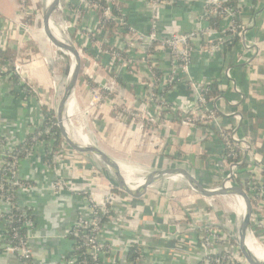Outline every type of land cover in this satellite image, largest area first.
I'll return each mask as SVG.
<instances>
[{
	"label": "built area",
	"instance_id": "2783aa9c",
	"mask_svg": "<svg viewBox=\"0 0 264 264\" xmlns=\"http://www.w3.org/2000/svg\"><path fill=\"white\" fill-rule=\"evenodd\" d=\"M30 1L32 0L28 3L27 0L18 1V11L11 26L8 19L0 18V48L5 49L8 46L10 31L12 28L15 29V26L23 27L27 31L31 29V26L25 23L31 8ZM226 1L228 0H61L54 13L60 11L65 14L67 21L65 25L55 27L53 14L50 27L54 35L57 30L62 40L68 42L71 39L78 45L81 57L83 55L86 60L82 69L86 76L93 78L101 71L110 75L107 83L98 84L94 81L96 86L91 89L90 101L83 109L75 107L73 113L69 111L70 116H78V114L85 117L92 116L94 107L109 99L118 115H122L129 123L135 122L142 132L149 129L152 135L162 127L168 130L188 127L193 136L200 134V131L211 136L210 129H220L219 136L212 137L216 138L225 150L221 158L222 176H218L217 181L207 188L218 191L239 185L248 193L253 205L248 237L264 249V158L257 152L258 146L253 142L251 130L248 129L246 135H240L234 128L222 126L216 104L218 96H208L212 89L211 79L192 75L191 72L196 54L204 51L215 53L223 47L226 38L213 24L214 17L229 21L226 28L228 37L237 32L235 18L240 10L232 5H225ZM195 3L201 4L200 17L196 26L187 31L180 29L173 19L166 17L169 7L182 5L183 11L190 12L194 9ZM37 15L39 18L42 17L39 12ZM110 25H112L111 31L107 28ZM72 35L73 39L70 38ZM245 40L246 36L242 31L239 42ZM90 52H93V55ZM23 62V57L19 56L14 63V73L20 76L19 92L24 97V93L25 96L28 95L29 83L21 74ZM225 72L229 76L228 71ZM121 75L123 78L130 75L132 80L127 83L139 88L136 97L137 107L122 100L121 91L125 90L121 85L126 83L124 80L120 81ZM1 76L8 77L3 74H0ZM29 86V92H35L34 87L30 84ZM224 88L226 89V84L221 85V89ZM171 92L176 93V96H169ZM180 92L185 94L179 95ZM72 101L75 103L74 92L71 94L70 103ZM152 108H155L156 112L152 111ZM238 118L241 119V116ZM43 123L44 121L30 132L38 130L33 143L24 148L22 157L18 156L17 144L25 142L27 136L11 148L6 146L5 135L0 136V155H3L0 162V223L2 224L0 250L13 252L21 264H34L29 233L35 226V220L18 201V191L33 184L17 177L19 160L32 154L38 143L44 142L47 144L45 151L49 150L51 153L49 159L45 158L44 162L47 167H55V173L61 176V165L63 166L67 160L65 151L70 147L65 141L54 151L52 143L56 135L54 127L57 122H48L44 128H40ZM80 130L83 131L82 125ZM43 134L47 136L44 140L41 139ZM163 147L167 150L172 148L170 144L166 146L165 143ZM173 160L175 162V159ZM183 162L188 164L190 160ZM243 164L246 165L245 172L239 169ZM120 165L131 187H141L145 183L146 176L136 175L133 168L126 164ZM86 172L89 174L88 171ZM62 176L65 179L59 180L56 184L67 186L69 190L82 197L86 211L84 213L80 211L69 225L67 236L72 241L71 250L56 264H88L89 259L98 264L99 259L95 261L94 258L97 257L93 256V249L88 241L96 243L105 231L103 227L112 223L120 228H133L135 231L136 235L131 237V242H128L129 246L133 244L137 246V256L135 263L132 264H147L146 258L149 259L158 253L174 259L185 253L186 243L196 246L195 251L200 253L195 264H233L238 261L248 264L244 263L245 259L238 247V226L246 213V202L240 195H219L230 204L231 212L234 213L230 215L225 210L228 216L219 212L216 207L213 208L211 202L214 197L204 196L211 209L198 206L196 201L199 196L194 189H190V193L183 198L185 205L179 208L178 217H175V232L181 243L170 248L165 246L153 248L152 244L144 239L146 233L141 232L144 220L130 214L131 202L134 198L122 191L121 193L113 191V186L103 191L92 181L89 185H85ZM169 178L183 177L173 175ZM10 193L16 197L15 202L10 200ZM13 208L21 212L17 220L22 221L27 231L20 233L17 229H13V236L18 241L2 243L1 241L9 236L5 234L4 227L14 220ZM111 211L115 214L111 215ZM104 215L108 216L107 220H103ZM186 231H190V235ZM189 250H192V247Z\"/></svg>",
	"mask_w": 264,
	"mask_h": 264
},
{
	"label": "crops",
	"instance_id": "0c3cea01",
	"mask_svg": "<svg viewBox=\"0 0 264 264\" xmlns=\"http://www.w3.org/2000/svg\"><path fill=\"white\" fill-rule=\"evenodd\" d=\"M236 1L246 40L237 43L235 54L232 56L229 53L221 55L219 51L215 53L204 51L196 54L191 72L192 75L209 79L217 76L228 79V82L224 83L226 89H222L223 92L216 98L220 117L226 126L234 128L240 135H246L247 130H251L253 142L258 146L257 152L264 158V0ZM183 8L182 5L169 7L166 17L173 19L177 27L187 31L196 26L201 4L195 3L194 9L190 12L183 11ZM16 10L17 0H0V18L8 19L10 26L17 14ZM13 13L14 16L11 18ZM228 23L229 21L223 19L217 27L223 32ZM14 28L10 31L8 46L18 48L23 59L26 56L21 74L36 92L27 96L24 93V97L22 95L17 97L13 94L14 91L20 90L17 80L5 77L0 83V136L12 134L13 140L19 142L44 121L42 104L55 109L57 97L67 74L66 65L54 66L53 59H59L57 56L53 57L57 49L43 30L40 31L34 26L28 31L23 27ZM90 54L93 55V52ZM229 57L238 65L229 66ZM225 71H228L229 76ZM109 78V73L101 71L93 78L90 77L87 82L85 79L82 81L79 79L73 91L75 107L83 109L90 101L94 81L98 84L107 83ZM122 80L126 83L121 85L125 90L121 91L122 100L137 107L136 97L139 88L127 83L132 80L130 75L122 77L120 81ZM184 94L185 92L179 93V95ZM169 96L175 97L176 93L171 92ZM243 110L256 113L257 117L244 118ZM152 111L156 112L155 108H152ZM239 116L241 119L238 118ZM83 118L81 121L91 142L96 143L120 164L132 167L139 176H147L153 169H161L177 163L183 164L185 160H190L196 165L197 170L194 168L193 171L191 170L195 175L197 172L201 175L210 173L212 183L217 181L218 176H222V156L219 154L223 148L216 138L207 136L201 131L200 134L193 136L188 127L170 130L162 127L154 133L155 135L146 136L135 122L129 123L122 115H118L109 99L94 107L92 121L90 117ZM163 143L166 146L170 144L172 148L165 149ZM45 152L41 147L21 159L18 168L19 178L28 180L35 186L28 194L21 192L18 201L22 207L30 209L35 216L34 237L31 243L36 263L56 264L69 254L72 246L67 236L69 225L73 222L76 213L79 210L86 211V207L84 199L71 190L65 189L60 193L47 190L45 185H50L54 175L44 164ZM65 153L67 160L63 166L61 165V173L64 177L85 185H89L92 181L103 191L115 185L110 169L106 164L102 167L99 163L100 158L93 153L77 152L70 147ZM208 161H213V165ZM189 193L190 188L186 182L175 181L168 177L151 185L145 197L132 199L130 214L144 220V225L140 227L141 232L148 233L144 235V239L152 244L151 247L170 248L181 243L175 232L174 223L179 208L185 205L183 198ZM172 194L177 198L171 199ZM127 230L129 231L130 228ZM186 233L190 235L191 232L186 231ZM117 244L122 247L124 242L119 239ZM185 246V253L179 257L169 259L166 255L158 253L149 258V263L195 264L200 253L195 251L194 245L186 243ZM190 247L192 250H189ZM110 258L113 262L104 264H124L121 263L120 250ZM0 264H18V257L9 253H0Z\"/></svg>",
	"mask_w": 264,
	"mask_h": 264
},
{
	"label": "water",
	"instance_id": "95a60500",
	"mask_svg": "<svg viewBox=\"0 0 264 264\" xmlns=\"http://www.w3.org/2000/svg\"><path fill=\"white\" fill-rule=\"evenodd\" d=\"M61 0H52L46 7L43 13V29L49 41L58 49L66 50L74 57V65L71 69L67 82L61 90V96L56 108L57 124L60 132L66 143L76 151L82 153H93L99 157L110 169L114 180L115 186L125 194H128L134 199H140L146 196L149 192V187L157 181L172 175H178L185 179L188 185L199 194L205 197H214L219 195L236 194L244 198L246 202V213L242 217L238 226V247L241 255L248 264H264V260L258 258L255 254L251 253L247 248L248 233L251 230L253 205L248 193L239 185L231 188H222L218 191H212L207 188L203 182L188 168L182 166H169L161 169H153L146 176L145 183L141 187H131L121 170L120 163L110 156L105 150L97 144L88 142L84 143L76 138V136L69 130V103L72 92L79 82L82 72V57L79 50L75 45L70 42L58 39L51 30L50 21L53 13L58 9Z\"/></svg>",
	"mask_w": 264,
	"mask_h": 264
},
{
	"label": "rangeland",
	"instance_id": "374dc122",
	"mask_svg": "<svg viewBox=\"0 0 264 264\" xmlns=\"http://www.w3.org/2000/svg\"><path fill=\"white\" fill-rule=\"evenodd\" d=\"M18 1L19 0H17V3H18ZM28 1L29 0H27V3H28ZM51 1L52 0H32V1H30L29 6H31V8L29 9V16L26 18L25 23L29 24L31 26V28L34 26V27H36V29H39L40 31L43 30V24H42L43 12L46 9L47 5ZM16 11H18V9ZM37 12H39L42 15L41 18L38 17ZM57 12L56 13H53L55 15V17H53L54 26L55 27H59L61 25H65V22L67 21V18L65 17V14L63 15L62 13H60V11H57ZM59 15H62V16H59ZM13 16H14V13L11 16V18ZM38 18H39V20H38ZM23 22H24V19H23ZM70 38L73 39V35ZM68 42H70L73 45H75L77 47V49H78V45L76 43H74L73 40L69 39ZM54 48L57 49V50L54 51L55 53L53 54V57H56L57 56L60 59V60L58 58H56V60H55V58L53 59L54 66L55 65H58V66L60 65L62 67L65 66V65L66 66H69V74H70L71 69H72V67L74 65V57L71 54H69V52L66 51V50H64V51L63 50H59L55 46H54ZM15 49L18 51V54H20L19 49L18 48H15ZM25 57L26 56H24V59H25ZM49 59H50V57H49ZM85 61L86 60H85V58L82 55V68H83V66L85 64ZM69 74H67V77H66V80L63 83V86L67 82V79L69 77ZM0 78H1L0 79V83H1L5 79V76H1ZM17 85L19 86V83ZM63 86H62V88H63ZM28 88H29L28 89V93H30L29 92V90H30L29 84H28ZM165 91H166V88H165ZM60 96H61V90L59 92V96L57 97L58 100L55 103V109H56V107L58 105V101L60 99ZM83 117H84V115H79L78 114V116L77 115H75V116L72 115V116H70L68 118L69 125L71 126V128H69V130L72 133H74L73 131L75 129L80 130V125H82L83 126L84 133L87 134L86 131H85V129H84V125H83V123L81 121L82 119H84ZM87 117L88 118L90 117L89 119L92 121L91 115H87ZM142 133L146 134V136L151 135V133L149 132V129L146 130V131H143ZM11 135L12 134L5 135L6 140H7L6 146L7 147H10V148L13 147V145L15 143H17L16 140L15 141L13 140L14 138ZM87 138H88V142H91L90 138L89 137H87ZM46 146H47V144L44 143V142L38 143V145L35 147L33 153L36 151V149L41 148V147H43L44 148V151H45ZM1 158H3V155L2 156L0 155V162H1ZM20 161H21V159L19 160L18 168H19V165H20ZM99 163H100V165H102V167L105 165V163L101 159L99 160ZM44 164L47 167V165H46L45 162H44ZM173 166L187 167L190 171L191 170L193 171V168L196 169V165L194 163H191V162L188 163V164H186V163H183V164L177 163L176 165H173ZM48 168L50 169V172L53 173L54 179L52 180V182L50 183V185H45V187L48 188L47 190L48 191H51V192H54V193H60L61 191L65 190V189H68L67 186L62 187V186H59V185L56 184V182H58L61 179H65V178H62L63 177L62 175L59 176L58 174L55 173V167H49L48 166ZM199 168L202 169L201 167H199ZM134 173H135V171H134ZM17 177L19 178L18 170H17ZM168 177H171V176H167L165 178H168ZM175 181L186 182L184 178H175ZM34 186H35L34 184L25 186L20 191L24 192V194H28L30 192V190ZM189 188L192 189L190 186H189ZM20 191H18V193H17V196L18 197L21 194ZM72 193H74V192L72 191ZM168 194H170V193H168ZM196 194L199 197H201L200 200L197 199V201H196L197 203L196 204H198L201 201L203 203V206L211 209V206L209 204H207V202H205V197L203 195L199 194L198 192ZM174 198H177V197H174L173 194H172L171 199H174ZM212 199L213 200L211 202V205L213 206V208L216 207L219 210V212H222L225 215H228V216H229V214L230 215L231 214L234 215L233 211L231 212V207H229L230 204H228L222 197H220V196H214V198H212ZM225 210H227V212L229 214L227 212H225ZM80 211L84 213V210H79L78 213ZM78 213H76V215ZM224 214H223V216H224ZM34 227H32L30 229V233H29V238H31L30 239L31 241H32V238L34 237V235H33ZM236 228H237V225H235V231H237ZM103 229L105 231L103 232V235H100L99 236L100 237V240H98L96 243H94L93 241H90V240L88 241V243H91V246H92V249H93V256L94 257H97V258H94L95 261H98V259H99V262H102V264H104L106 262L112 263L113 260H112V258H110L111 255L120 250V253L122 255V262L121 263H124V264H132V263H130V262L127 261V253H128V249L130 247L128 245V242H131L130 241V240H132L131 237H133V236L136 235L134 229H130L128 231L127 228H120L118 225L113 224V223L110 224V225H108V226H106V227H103ZM0 231H2V224L1 223H0ZM119 239L122 240V242H124V244H123L122 247H119V245L117 244V240H119ZM70 241H71V239H70ZM31 247H32V251H33V257H34V260L33 261H34V264H37L36 263V259H35V252H34V248L32 246V243H31ZM0 253H9V254H12V255L16 256L15 254H13V252H10V251H7V250H2V251L0 250ZM60 260H63V258H61ZM146 261H147V264H150L148 258H146ZM243 261H244V263H247L245 260H243ZM18 264H21V262L19 261V259H18Z\"/></svg>",
	"mask_w": 264,
	"mask_h": 264
},
{
	"label": "trees",
	"instance_id": "16d2710c",
	"mask_svg": "<svg viewBox=\"0 0 264 264\" xmlns=\"http://www.w3.org/2000/svg\"><path fill=\"white\" fill-rule=\"evenodd\" d=\"M224 4L226 5H232L236 8L239 9V5L237 3L236 0H228L226 2H224ZM240 16L241 15H237L236 18H235V24L237 26V32L235 33V35H232V36H227L228 35V31H223L222 35L225 36L224 38L225 41H224V44H223V47L222 49L219 50V52H221V55L223 54H230L231 56L233 54H235L234 52L236 51V45L237 43L239 42V35H240V32H242L244 29L243 27L241 26V21H240ZM213 24H215L216 26H219L220 22H221V18L220 17H214L213 19ZM111 27L112 25L108 26L107 28L111 31ZM20 56V54H18V51L15 49V48H12V47H6L5 49H2L0 48V74H3V75H8V78L10 79H15V80H19V74H16L14 73V63L15 61L17 60V58ZM230 60L228 62L229 66H232V65H238V63L236 61H233L231 57H229ZM241 66V65H240ZM4 68V69H3ZM66 74H69V66H66ZM80 79L81 81L83 79L85 80H88L89 77L86 76L85 74L81 73L80 75ZM211 81H212V89L211 91L209 92L208 96L210 97H217L219 96L223 90L221 89V85L228 82V79L227 78H223V76H217V77H212L211 78ZM92 84V83H91ZM92 86H96L94 84H92ZM33 93V92H32ZM32 93H28L29 94H32ZM13 94L17 97H20L21 93L18 92V91H14ZM42 107V111L45 115V120H44V123L43 125L40 127V128H44L46 126V123H50V122H54L56 123L57 122V118H56V112H55V109L54 108H51L49 107V105L47 104H42L41 105ZM243 117L244 118H252V117H257L256 116V113H253L249 110H243V113H242ZM250 116V117H249ZM225 125L222 121V126ZM38 130L32 132V133H29L27 135V138H26V141L25 142H21L19 144H17V149L19 150L18 152V156L22 157L24 156L23 155V150L25 147L27 146H30L31 143H33V138L35 137V134ZM54 131L56 132V135L54 136V140H53V149L54 151L57 150V147H60L63 143H65V140L60 132V129L56 123L55 127H54ZM211 133V137L212 136H219L220 134V129L219 128H212L210 129ZM1 136H4V135H1ZM47 136L45 134H43V136L41 137L42 140L46 139ZM225 152L224 149H221L220 150V154L219 155H223ZM49 156H51V153L49 152V150H46V157L47 159H49ZM261 157V156H260ZM259 157V158H260ZM211 165H213V161H208ZM180 164V163H179ZM242 172H245L246 171V165L243 164L240 166L239 168ZM196 176L203 182V184L208 187L211 185L212 183V175L208 172L204 173L203 175H201L200 173H196ZM113 191L115 192H118V193H121V191L114 185L113 186ZM9 197H10V200L14 201L15 202V199L16 197L13 195V193H10L9 194ZM198 206H203V203L200 201L198 203ZM26 211L28 213L29 216H32L33 219L35 220V216L32 214V211L28 208H26ZM21 212L16 209V208H13L12 210V215H13V221L11 223H8L7 225H5L4 227V232L5 234H9V236L6 238V239H3L1 242L4 243V242H13V243H16L18 241V239H16L14 236H13V233H12V230L14 229H17L20 233H25L27 231V229L24 227V225L22 224V221L20 220H17L19 219V214ZM111 215L115 214L114 211H111L110 213ZM1 216V215H0ZM23 218V217H22ZM108 219V216L107 215H104L103 216V220H107ZM136 249H137V246L135 244H133L132 246L129 247L128 249V253H127V261L130 262V263H135V258L137 256V252H136ZM91 258V257H89ZM88 264H95L93 263V261L91 259H89L88 261ZM98 264H102V262H98ZM233 264H243L241 261L239 262H234Z\"/></svg>",
	"mask_w": 264,
	"mask_h": 264
},
{
	"label": "bare ground",
	"instance_id": "6f19581e",
	"mask_svg": "<svg viewBox=\"0 0 264 264\" xmlns=\"http://www.w3.org/2000/svg\"><path fill=\"white\" fill-rule=\"evenodd\" d=\"M56 32H55L56 33L55 36L58 39H61L60 36H59V32L57 30H56ZM68 108H69L70 113H73V111L75 109L74 101L69 103V107ZM69 128H71L70 125H69ZM73 132H74L73 134L76 136V138L82 139L81 141L84 142V143H88V138H87L86 134L83 131L75 129ZM247 248H248V250L251 253L255 254L258 258L264 260V249L262 247H260L259 245L255 244L254 240L252 238H250V237H248V239H247Z\"/></svg>",
	"mask_w": 264,
	"mask_h": 264
}]
</instances>
